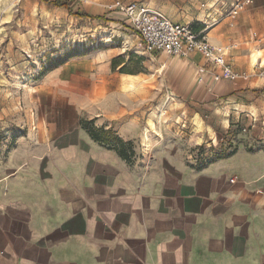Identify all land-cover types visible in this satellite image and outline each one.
Masks as SVG:
<instances>
[{
    "label": "crops",
    "instance_id": "obj_1",
    "mask_svg": "<svg viewBox=\"0 0 264 264\" xmlns=\"http://www.w3.org/2000/svg\"><path fill=\"white\" fill-rule=\"evenodd\" d=\"M207 1L165 0L158 10L155 1L143 3L204 28L206 17L222 12V5L206 9ZM246 10L225 14L205 30L207 39L229 47ZM87 11L132 43L141 64L132 66L135 53L118 46L75 51L39 78L47 102L34 97L12 115L11 136L0 128V264H264V153L203 167L162 149L126 160L85 126L111 130L136 151L153 97L174 94L192 106L235 100L258 110L264 77L252 83L254 70L228 78L197 51L145 53L129 25L105 15L106 4ZM231 63L244 75L254 68L243 56L237 68ZM125 75L145 80L146 90L124 91Z\"/></svg>",
    "mask_w": 264,
    "mask_h": 264
},
{
    "label": "rangeland",
    "instance_id": "obj_2",
    "mask_svg": "<svg viewBox=\"0 0 264 264\" xmlns=\"http://www.w3.org/2000/svg\"><path fill=\"white\" fill-rule=\"evenodd\" d=\"M132 1L148 4L155 1L158 10L159 4L165 0H0V117H5L4 120L0 119V128L7 129L3 130L4 135L14 126L8 121L10 117L22 111L29 99L37 97L41 100L40 104L47 102L43 90L38 87L42 81L38 80L44 74L41 73L46 64L49 65L50 61L59 59L65 53H86L118 46L119 51L135 53L130 57V63L134 67L140 66V56L132 43H126L123 36H115L114 42L108 43L112 39L111 31L106 29L108 26L102 20L93 19L97 16H90L87 11L90 7ZM231 1L208 0L206 9L212 11ZM63 4L69 7L61 6ZM246 9L242 26H237V23L233 26L236 41L228 44L230 48L226 50L236 68L240 56L250 66L251 51L257 48L264 52V0H255ZM106 14L116 15L119 18L117 21L121 22L120 28L125 29L128 25L122 13L106 11ZM129 29L133 32L131 34H136L132 27L129 26ZM250 68L251 71L246 75L251 77L255 70L252 80L255 84L264 77V67ZM144 82L139 77L135 92L146 90ZM18 83L21 89L17 87ZM156 83L157 76L153 77L149 86L155 89ZM165 98L153 97L148 108L143 110L146 119L153 111L160 113L163 106L167 113L163 115L162 126L159 119H155L161 131L152 133L151 147L147 151L141 144L146 123L142 124V134L137 140L136 151H132L133 157L145 152L150 155L153 150L162 149L164 153L182 159L190 166L203 167L218 158L238 154L256 157L264 153V98L257 105L258 110L256 106L249 108L237 104L235 100H224L218 105L200 103L192 106L178 100L166 103ZM195 113H199L204 120L205 127L201 132L196 130ZM177 117H181L180 122Z\"/></svg>",
    "mask_w": 264,
    "mask_h": 264
},
{
    "label": "built area",
    "instance_id": "obj_3",
    "mask_svg": "<svg viewBox=\"0 0 264 264\" xmlns=\"http://www.w3.org/2000/svg\"><path fill=\"white\" fill-rule=\"evenodd\" d=\"M255 0H233L222 4V12L215 16L209 15L202 22L204 28L197 27L191 22H176L165 14L155 11L142 2H117L106 5L107 12H120L128 25L135 30L143 51L148 54L165 52L180 58L188 57L192 52L201 53L215 68L222 69L228 78H245L248 76L235 72L232 63L227 59L229 47L211 43L205 30L218 23L222 17L233 16L252 5ZM224 11V12H223ZM116 35L108 43H113ZM11 136V130L5 132Z\"/></svg>",
    "mask_w": 264,
    "mask_h": 264
},
{
    "label": "bare ground",
    "instance_id": "obj_4",
    "mask_svg": "<svg viewBox=\"0 0 264 264\" xmlns=\"http://www.w3.org/2000/svg\"><path fill=\"white\" fill-rule=\"evenodd\" d=\"M263 53L264 52L262 49H257V48L254 49L250 55V64L254 67L255 66L264 67V54ZM123 78L126 79V81L122 87L123 90L135 92L138 88L139 77L138 76H132V75H125ZM17 87L20 89L22 88L20 83L17 84ZM173 95L174 94H169L165 98V102L167 103V102H169V100H173V98H172ZM166 113H167V111H165V106H163V108H161L160 113L153 111L152 114L148 117L146 126L144 127L143 134H142V138H143L142 145H143V148L145 151L149 150L151 147L152 133H156L160 130L159 129L160 126H158L157 121L155 119H159V122L161 123V126H162L163 125V115ZM194 115H195L194 121L196 123V124L195 123L194 124H195V126H197L196 130L198 132H201L205 127L204 126V120L199 113H195ZM176 119H178V122H180L181 117H177ZM208 127L211 131H213L211 126H208ZM208 127H207V129H208Z\"/></svg>",
    "mask_w": 264,
    "mask_h": 264
},
{
    "label": "trees",
    "instance_id": "obj_5",
    "mask_svg": "<svg viewBox=\"0 0 264 264\" xmlns=\"http://www.w3.org/2000/svg\"><path fill=\"white\" fill-rule=\"evenodd\" d=\"M61 6H67V4H63ZM69 7V6H67ZM89 48V47H87ZM91 50V49H89ZM73 53L69 52V53H65L62 57H60L57 60L54 61H50L49 65L46 64L43 72L45 73L46 71L54 68L55 66H57L58 64L64 62L67 58H69L70 56H72ZM85 126L89 129V132L91 134V136L105 144L108 145L112 148H115V150L126 160H129L130 157L132 156L133 152L132 150L125 144V142H123L122 140H120L118 137L113 135V132L111 130H105V129H100L97 128L93 125V123L91 122H86Z\"/></svg>",
    "mask_w": 264,
    "mask_h": 264
}]
</instances>
